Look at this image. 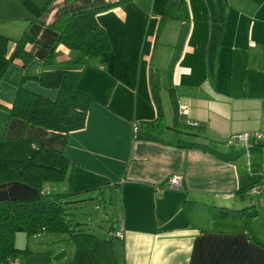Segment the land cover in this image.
<instances>
[{"label":"crops","instance_id":"0c3cea01","mask_svg":"<svg viewBox=\"0 0 264 264\" xmlns=\"http://www.w3.org/2000/svg\"><path fill=\"white\" fill-rule=\"evenodd\" d=\"M34 1L43 8L38 14L19 0H0V33L20 38L28 29L34 38L27 44L31 62L11 64L0 83V135L29 137L63 150L72 161L67 179L47 183L44 192H65L68 186L77 196L94 197L118 190L122 216L113 235L120 240V264H264V230L252 232L239 215L215 214L242 209V194L264 180V0H187L190 19L165 22L168 0ZM106 3L113 5L98 20L113 48L102 63L85 68L78 85L97 99L86 127L67 134L11 116L8 107L24 76H39L48 57L60 63L80 56L59 42L58 20ZM153 71L159 75L164 127L140 122L157 115ZM24 85L51 99L59 93L34 79ZM180 108H187L189 128H176ZM239 133L262 136L244 140L247 150L227 147L225 139ZM174 175L183 177V188L167 187ZM39 194L22 182L0 184V202ZM26 235L15 238L26 253L7 264H82L78 250L87 248L68 243L69 256L68 248L60 254L45 240L42 248L34 246L47 234Z\"/></svg>","mask_w":264,"mask_h":264},{"label":"trees","instance_id":"16d2710c","mask_svg":"<svg viewBox=\"0 0 264 264\" xmlns=\"http://www.w3.org/2000/svg\"><path fill=\"white\" fill-rule=\"evenodd\" d=\"M51 1L47 0L48 3ZM19 2L36 14L43 10L34 0H19ZM112 5L113 3H106L85 8L58 20L56 27L60 30L59 42L77 51L80 56L60 63H54L48 57L43 61L44 70L39 76H24L18 84L13 104L8 107L11 116L21 117L30 124L67 134L86 127L89 108L97 102V99L79 90L78 85L85 68L102 63L105 54L113 48L106 28L98 20L99 13L108 10ZM190 15L187 0H168L161 21L189 20ZM32 40L34 38L28 29L20 38H12L0 33V83L11 64H18L20 61L25 67L34 58L27 49V44ZM13 43L15 48L10 51ZM28 79L37 80L46 88L57 89L59 92L57 98L51 99L27 89L24 83ZM150 89L157 115L155 119L140 122L153 127L167 126L161 103L159 75L156 71L150 74ZM181 124L187 125V122L177 118L176 128ZM193 128L195 126H191V129ZM134 129L136 136L138 122H135ZM73 165L63 150L37 143L26 136L0 135V184L22 182L40 191L37 198L17 197L0 202L1 262L7 264L19 253H26L27 248L20 249L15 244L18 232H25L29 237L39 234H66L68 235L66 241L78 248H89L95 242L97 237L93 233L77 227L81 223H75L68 217L67 204L75 202L69 198L77 193L72 190L44 192L47 183L67 179ZM89 195L93 197L92 194ZM185 204H189L188 201ZM189 206H186L187 210ZM215 214L216 216L230 214L257 217L259 210L255 204H250L239 211H232V213L216 211Z\"/></svg>","mask_w":264,"mask_h":264},{"label":"rangeland","instance_id":"374dc122","mask_svg":"<svg viewBox=\"0 0 264 264\" xmlns=\"http://www.w3.org/2000/svg\"><path fill=\"white\" fill-rule=\"evenodd\" d=\"M169 99L170 96L168 98V102L171 100ZM173 117L174 114L172 115L171 120H173ZM225 140L230 142L226 144L227 147L233 148L236 146L240 150L248 149V141L240 140V142H237L236 137ZM246 156H249V151L246 152ZM258 158L260 161V157ZM262 180L263 179H259V181ZM68 191H71V189L67 186L66 192ZM242 195L243 201L238 205V207L244 208L249 206L251 203H255L259 207L260 213L258 217H242L244 219L240 220V223H244L243 226H250V230L252 232L258 229L264 230V194L260 192H252L251 189H248ZM69 199L75 202L67 204L69 212L68 217L73 219L75 223H81L78 224L77 227H80L86 232L93 233L97 237L91 247L86 250H78L80 251V254L77 260H79L82 264H111L110 261L113 259L116 263L120 264L122 259L120 240L118 237L113 235V230H117L120 226V218L122 216L119 191L115 190V188H113V190L108 189L95 194L94 197H90L89 194H82L81 196H77L75 194ZM23 233L26 235L25 232ZM26 237L27 239H34V237H28L27 235ZM40 237L41 238H37L38 240L36 243H33L36 248H42L43 240H45L49 242V245L47 246L44 244V246L49 247V249L53 248L58 251L59 248H61L59 251L62 250L61 252H63V250L68 248L70 250L68 251V255L70 256L73 253V250H71L72 247L69 246L66 241L68 238V235L66 234H49L48 236ZM113 243L116 246V249L112 247ZM113 249L116 253H114ZM39 250L42 251L47 249Z\"/></svg>","mask_w":264,"mask_h":264},{"label":"built area","instance_id":"2783aa9c","mask_svg":"<svg viewBox=\"0 0 264 264\" xmlns=\"http://www.w3.org/2000/svg\"><path fill=\"white\" fill-rule=\"evenodd\" d=\"M179 115H181V119L186 120L185 116L187 115V108H180ZM190 125H196V123L191 122ZM251 136L261 137L262 134L259 133H239L236 134L237 140H248ZM167 187L170 189H181L184 187V179L181 175H174L170 177L167 181ZM252 192H260L264 194V181L258 182L254 184L251 188ZM119 236H122V231L118 233ZM9 264H16L14 261H11Z\"/></svg>","mask_w":264,"mask_h":264}]
</instances>
